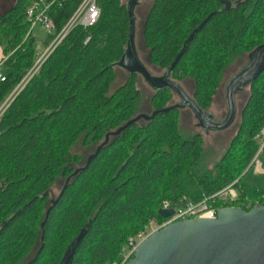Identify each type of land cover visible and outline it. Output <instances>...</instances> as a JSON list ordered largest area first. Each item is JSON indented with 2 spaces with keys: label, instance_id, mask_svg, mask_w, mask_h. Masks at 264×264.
<instances>
[{
  "label": "trees",
  "instance_id": "16d2710c",
  "mask_svg": "<svg viewBox=\"0 0 264 264\" xmlns=\"http://www.w3.org/2000/svg\"><path fill=\"white\" fill-rule=\"evenodd\" d=\"M34 1L17 0L0 16V42L5 41L8 57L0 107L37 61L27 17ZM81 1L51 8L55 33L48 34L47 43ZM129 2L98 0L96 24L74 28L0 118V264H22L39 239L38 252L25 264H63L69 255L71 264H113L150 219L164 220L159 210L165 201L200 200L233 182L240 190L235 204L247 198L263 202L264 187L243 184V174L260 148L254 138L264 128V70L247 85L250 96L231 149L215 170L198 173L202 137L182 134L180 109L169 108L171 89L155 90L156 113L145 124H129L139 108V74L130 73L111 92L116 64L129 44ZM212 13L171 76L176 82L195 80L193 97L205 111L232 60L264 45V0H154L143 35L152 64L167 70ZM119 129L85 166H69L75 159L70 150L81 135L96 142ZM258 159L264 166V148ZM60 176L69 180L48 206Z\"/></svg>",
  "mask_w": 264,
  "mask_h": 264
},
{
  "label": "water",
  "instance_id": "95a60500",
  "mask_svg": "<svg viewBox=\"0 0 264 264\" xmlns=\"http://www.w3.org/2000/svg\"><path fill=\"white\" fill-rule=\"evenodd\" d=\"M137 3L138 0L129 2V44L116 65L126 68L130 73L143 75L156 91L169 88L178 94L181 102L173 103L169 108L181 109L189 106L206 130H224L231 126L238 112L236 93L264 70V45L250 53L247 66L227 84L228 112L226 118L220 121L211 112L203 110L194 97L171 77L189 43L213 13L190 34L182 50L164 74L153 76L139 58L136 47ZM230 6L231 3L227 2L224 8L228 9ZM154 113L156 112L152 114ZM151 117L152 115L146 118ZM138 119L135 117L129 124L138 122ZM173 213V208L159 210L163 218H168ZM72 257L73 255L65 257L63 264H71ZM127 264H264V204L253 205L250 209L240 206L221 207L217 218H192L171 223L143 241Z\"/></svg>",
  "mask_w": 264,
  "mask_h": 264
},
{
  "label": "rangeland",
  "instance_id": "374dc122",
  "mask_svg": "<svg viewBox=\"0 0 264 264\" xmlns=\"http://www.w3.org/2000/svg\"><path fill=\"white\" fill-rule=\"evenodd\" d=\"M153 3L154 0H138V3L136 5L135 8L136 47L139 58L149 69L151 74L153 76H159L164 74L165 69H161L159 66L152 64L150 60V50L145 45L144 36H143L145 22L153 6ZM5 12L6 11L2 12L1 15L4 14ZM48 36H49L48 31L43 26H37L34 29V37L36 39V49H37V61L44 53L47 46L49 45V43H47ZM0 44L2 45V47H4L5 41L3 40L2 42H0ZM249 61H250V54L246 53L235 57L225 69L221 83L217 88L216 94L213 97V101L210 107L208 108V111L211 112L217 120L222 121L227 116V112H228L227 104H226L227 84L237 73H239L243 68L247 66ZM36 62L32 67L33 70L31 69L29 73L35 74L37 72V71L34 72L36 68ZM29 73L27 75L28 77L30 76ZM129 76H130V72L126 68L122 66H116V79L111 85V92L115 91L117 88L123 85ZM28 77L26 79H28ZM26 79L25 80L23 79L24 81L21 82L22 85L26 83ZM178 82L185 87V89L191 96L194 95L195 80L193 78L186 77L182 80H179ZM137 83L141 95L138 101L139 108L136 117L139 118L138 119L139 124H145L149 120L146 117L151 116L153 113L151 98L155 93V89L149 84V82L141 74H139L138 76ZM13 94L14 93H12L11 96ZM249 96H250V87L248 86H245L242 90L236 93V103L238 107L237 116L234 123L224 130H206L201 125L194 111L189 106L180 109L179 125L184 137L193 138L196 134H200L202 137L203 156L201 158V161L196 167L198 173H202L208 170L209 171L215 170L216 166L222 161V159L231 149L232 142L234 141L242 122V110L244 109V106ZM180 102H181V98L179 97V95L173 93L172 98L169 101V104H173V103L176 104ZM118 133L119 130H114L110 135L107 136L106 139H101L100 141H96V142L92 141V139L90 138L88 139V137H86L85 134L81 135L70 150L71 154L75 159L69 164V166L72 167L74 170L76 169L78 170L83 166H85L86 163L90 160V158L94 156V154L98 151L99 147L103 143L111 141L114 138V135ZM263 140L264 138L261 132L257 135V137L254 138V141L256 142L257 145H259V147ZM243 175H244L243 184L255 189L264 187V166L259 162H257L254 165L251 164V166L247 169V171ZM68 180L69 179L64 176H60L56 180V182L50 189V194H49L50 199L47 203L48 206L51 201L55 200L60 195ZM40 245H41V240L39 239L34 249L31 251V253L27 256V258L23 261L22 264L27 263L36 255Z\"/></svg>",
  "mask_w": 264,
  "mask_h": 264
},
{
  "label": "built area",
  "instance_id": "2783aa9c",
  "mask_svg": "<svg viewBox=\"0 0 264 264\" xmlns=\"http://www.w3.org/2000/svg\"><path fill=\"white\" fill-rule=\"evenodd\" d=\"M66 1L68 0H35L27 10L28 21L31 25L28 35H30V33L33 32L37 26H43L48 31V34L55 33V24L52 18L50 17V10L54 6L63 5V3H65ZM100 12L101 10L98 0H82L81 3L78 5L76 11L67 21L65 26L62 28V30L55 35L52 41H50L46 50L36 62V68L34 72L38 71L43 62L54 52V50L61 44V42L74 28L78 26L89 28L95 25L100 17ZM89 38L90 37H88L87 40H89ZM7 58L8 57H5V59L0 62V82L6 79L3 71V62ZM29 75V77L27 76L28 79H26L27 77L25 78L26 83L28 82L29 78L34 74L29 73ZM25 84L22 85L21 83L17 90L14 92V94L0 107V118L5 112V110L8 108L13 97L16 95V92L19 91L18 89L23 88ZM261 133L263 134L264 138V128L262 129ZM263 148L264 140L260 144L259 151L257 152L253 160L254 164H256L257 162L262 164L258 158ZM239 199L240 190L239 188H237L236 182H233L214 193L205 195L200 200L191 199L183 201L181 203L165 201L163 203L162 208H173L174 213L170 217L164 218V220L162 221L150 219L149 223L145 226L144 230H142L138 235L129 238L128 244L124 247L122 251L121 259L119 261L114 262L113 264H127L133 258L136 249L143 241H145L154 232L162 229L163 227L171 223L192 218H217L218 211L221 207L240 206L246 208L245 206L252 207L253 205L261 203L260 201L253 203L252 200L247 198L246 203L241 202L239 204H235V202ZM262 201V203L264 204V195L262 196Z\"/></svg>",
  "mask_w": 264,
  "mask_h": 264
},
{
  "label": "crops",
  "instance_id": "0c3cea01",
  "mask_svg": "<svg viewBox=\"0 0 264 264\" xmlns=\"http://www.w3.org/2000/svg\"><path fill=\"white\" fill-rule=\"evenodd\" d=\"M16 1L17 0H0V16L3 15V14L1 15L2 12H4V11L7 12L9 9H11L15 5ZM5 57H6V54L4 52V47H2V45L0 44V62L3 61V59H5ZM184 89H185V87H184Z\"/></svg>",
  "mask_w": 264,
  "mask_h": 264
},
{
  "label": "bare ground",
  "instance_id": "6f19581e",
  "mask_svg": "<svg viewBox=\"0 0 264 264\" xmlns=\"http://www.w3.org/2000/svg\"><path fill=\"white\" fill-rule=\"evenodd\" d=\"M85 28V27H84ZM85 29H87V28H85ZM203 198V197H202Z\"/></svg>",
  "mask_w": 264,
  "mask_h": 264
}]
</instances>
